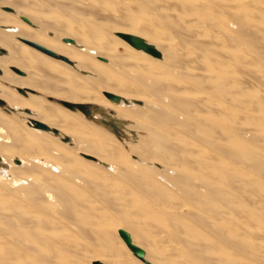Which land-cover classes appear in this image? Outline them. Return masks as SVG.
<instances>
[{
  "label": "bare ground",
  "instance_id": "obj_1",
  "mask_svg": "<svg viewBox=\"0 0 264 264\" xmlns=\"http://www.w3.org/2000/svg\"><path fill=\"white\" fill-rule=\"evenodd\" d=\"M121 33L143 37L162 56L133 47ZM28 41L72 64L46 58L47 53ZM238 43L264 54V0H0V49L5 50L0 52V98L6 102L0 105V253L11 254H0V260L12 264L17 255L27 262L21 253H31L37 256H27L29 264H52L53 259L57 264L50 253L73 247L75 234L82 238L76 249L94 246L115 253L105 234L121 219L147 261L146 253L154 258L162 253L170 261L166 253L180 250L200 264H252L217 248L213 238L197 229L215 232L240 253H264V224L225 190L256 195L251 202L264 214V119L259 109L249 107L253 92L244 94L234 86L253 81L246 83L241 72L230 69L251 73L261 87L264 70ZM60 62L82 69L104 90L99 100L74 81L64 82L113 114L97 117L93 112L92 130L78 109L71 112L45 101V94L53 93L47 90L66 85L60 83ZM201 82L206 83L203 89ZM108 93L122 99L112 101ZM259 99L264 104V93ZM97 105L88 106L100 109ZM214 114L236 126L241 136L223 121L218 124ZM101 119L115 121V131L122 119L147 134L123 149L107 140ZM33 120L51 129L35 127ZM189 135L216 151L231 147L235 161L215 159ZM248 138L262 141L263 147L252 148ZM235 162L253 164L255 177ZM181 199L193 205L184 212L187 219L175 210L187 206ZM132 207H139L135 213L142 216L158 212L159 223L175 232L180 248L156 246L165 242L163 233L142 239L143 231L125 219ZM239 226L259 240L241 236ZM210 253L225 255L215 261Z\"/></svg>",
  "mask_w": 264,
  "mask_h": 264
},
{
  "label": "rangeland",
  "instance_id": "obj_2",
  "mask_svg": "<svg viewBox=\"0 0 264 264\" xmlns=\"http://www.w3.org/2000/svg\"><path fill=\"white\" fill-rule=\"evenodd\" d=\"M226 27H227V29L229 31H231V27L230 26H227L226 25ZM239 45H240L239 47L242 48L244 52H246V53L248 52L249 53L251 51V50L248 51V48H246V46L244 44L240 43ZM254 49H257L258 50L259 48L257 46H255ZM263 52H264V50H263ZM250 53H252V52H250ZM250 53H249V57L253 58V60L255 62H257V64L261 67V69L264 70V54L263 55H258V54L252 53V54L255 55V56H252ZM48 56L49 55H47L45 57L48 58ZM259 56H261V57H259ZM218 58L221 59L220 56H218ZM60 65L62 66L61 68L63 70V74H65V73L68 74V75L60 74V77L59 78L62 79V82H60L62 85L66 84V83H64L66 81L67 82H71V84L74 81L73 84H77L78 85V86L76 85L77 87H79V86L81 87L79 89H81V90L85 89V91L87 89L88 91H92L96 98H99V100H102V98L104 96L101 95V91H104V90L101 88V86H98V85L95 84V82L93 83V81L89 80L88 77H87V75L84 74V72L82 71V69L76 68L75 66H71V65L66 64L64 62H60ZM16 69H18V68L17 67H12L11 68L12 71H15L16 73H18V71H16ZM230 70L233 73L237 74V75H239L240 74L239 72H241L240 76L246 81V83H247V80H249L248 78H250L251 81H253V84L252 85L250 83H248L249 85H251V88L247 84H238V85L236 84L234 86L236 88L239 87V89L242 90V92L244 94L250 93V92L252 93L253 92L254 96L252 97L251 100L254 101V102H252L251 104H249V107H250V109H252V108L253 109L257 108V110L259 109L260 116H261L262 119H264V107H263L264 104H263L262 101H259V100H261V99H259L260 98V95H262L264 93V86L261 87L262 86L261 83L256 82L254 79H252L251 73L250 74H247L246 72H242V71H240L235 66H232V68ZM242 73H244V74H242ZM201 84L202 85H206L205 82H201L199 84L201 86V88L204 87ZM257 85H259V86H257ZM19 86L22 87L23 85H19ZM68 86H70V84L69 85L66 84V85L62 86L63 89L59 87L58 90H55V89L54 90H47V91H53V93H51V94L50 93L45 94L46 95L45 101L47 102V104L55 105V107L57 106L58 108H61V109H64V110H68V111H71V112H74L76 109L75 110H71V109L67 108L66 106H64L63 104H61L60 102L61 101H68V102H72V103L87 104L90 107H93L94 105H97L95 100H90L89 98H85V97L82 98V96H84V93L83 92H82L83 95L81 93V95H82L81 96L80 94L75 93V92H72V90L68 89L69 88ZM70 87H72V85ZM248 88H249V92H248ZM19 89H22V88H18L16 90V92L20 96H24L23 95L24 93L21 92V91H19ZM73 91H74V89H73ZM33 93H36V92H33ZM79 95L81 97H79ZM105 97L108 98L107 96H105ZM84 99H86V100H84ZM256 104L258 105V107H257ZM96 107L97 108H100V109H97V110L94 111V115L97 116V117H99V116L100 117H104V115H108V114H109L108 116H110V115L112 116L113 115L112 113L108 112V109H106V108H103V107L98 106V105ZM78 110L80 111V114H82L85 117V120L88 122L87 123L88 128L92 130L93 122H95V121H93V119H91V117H88L87 115H85L80 109H78ZM99 112H101L103 116H101L100 115L101 113L99 114ZM214 116L216 117L217 123L218 124H222L219 121L220 120L223 121V119L221 117L217 116V114H214ZM113 118H115V117L113 116ZM120 121H121V123H120L121 129L119 131H115L111 127H107L106 128V126H105L106 124L105 125H102V127L105 129V132H106V134L108 136L107 140L110 143H112V144L120 145L121 148L125 149V146H127L129 142H130L129 144H136L141 136H145L147 134L145 131H137V130H134V129L130 128L128 121H122V119ZM224 122L225 121H223V124L222 125L225 124ZM226 123L227 124H225L224 126H226L227 129L230 130V132H232V134L237 135L236 137H240L241 136L240 131L239 130H236V128H235L236 126L234 127V125L232 123H228V122H226ZM97 124H99V123H97ZM99 125H101V124H99ZM187 137H188V139L196 142V144L198 143L197 146L200 147L201 149H205V150L209 149V150H211L212 152L211 151L210 152L213 153V154H211V156L214 157V155H215L216 156V157H214L215 159H218V160L223 161V162L226 161V162H231V163H233L235 161V160H233V157L231 156V152L233 151V149L231 147L227 146L229 148L228 149L227 147H225L226 145H224V149H218L216 151L215 148L210 147L207 144V142H205V140H202V138H200V140H201L200 141L199 138H194L191 135H189ZM248 139H249V141L246 139L248 141L247 144L248 143H249L248 145L251 144L252 145V148L259 149L260 147L261 148L263 147V142L262 141L254 139V141L252 142L253 138H248ZM202 141H204V142H202ZM223 142H225V141H223ZM201 146L204 147V148H202ZM255 146H257V147H255ZM221 151L223 152V155H222ZM235 164L238 165L243 170V172H245L246 175L249 174V177H253V176L255 177L254 172H256V171L253 169V167H254L253 164H252L253 167L252 166L249 167L246 164H237L236 162H235ZM229 189H231V188L225 189V190H227V194L232 195L234 197L233 199L235 201L237 200L240 204L242 203L241 205L242 206L244 205L245 206L244 208L247 209L249 213L250 212L251 213H255L256 214V217H257L256 220L257 221L260 220L261 222L260 221L259 222L263 225L264 224V214L262 212H260V209H256V206H253V203L251 202L253 199H255L256 195L253 194L252 197H251L250 196L251 195L250 193H245V194L239 193V194H237V193H234L232 191V189L229 191ZM249 191H247V192H249ZM246 194H247V196H245ZM178 202H182V203H185V205H187V206L183 207V209H181V211H179L178 209H175L178 213L181 214V216L183 215L184 219H187L184 216V212H185V210H187V208H193V205H191L190 202H184V201H182V199L179 200ZM138 208L139 207H136V208L134 207V209H133V207H132V208H129V210L131 209L130 210L131 213L132 212L133 213H135V212L137 213V212H139L137 210ZM253 209H254V211L255 210L256 211L254 212ZM134 210H137V211H134ZM130 212H128L127 216H125L126 217L125 219L134 228H136V230H138L139 232L140 231L141 232L142 231L144 232V233L142 232L140 234V235H142V237H141L142 239H145V238L146 239H149V238L151 239V237L153 238V237H155V236L160 235V234L163 233L167 237V238H165V242L157 241V242H155V245L157 244L156 246H158L160 248H164L168 244H173L176 248H180L179 247L180 244H178V240H177L178 238H177L175 232L172 229L169 230V228H167L166 224L164 225V224L159 223L158 219L160 218L159 217L160 215L158 214V212L155 213V214L154 213L153 214H147L146 216H142V215H139V214H136V213L135 214H130ZM257 214H259L260 216L257 215ZM110 217L111 216L109 215V218ZM112 217H114V216H112ZM129 219H131V220H129ZM120 220L115 219L114 226H111L108 229V233L105 234L107 236V240L106 241H108L109 244L112 247H114L115 253H108V254L107 253H103L101 249H99L98 247H94V246H91L89 249L88 248H85L84 250H82V248H81V250L80 249H76L75 248V245L78 246L79 245V242L82 241V238L80 236H78V234H75V236H74V240L75 241L73 242V245H72L73 247L70 246L66 251H64V253H50V255H53V254L55 255V260L57 261V264H66V263L67 264H93L95 261H101V262H103L105 264H145L143 261H141L139 258H137L134 255L133 251L128 247V245L126 244V242L124 241V239L119 235V230L125 228L124 227L125 225H124L123 221L121 222ZM197 227H198L197 229H199L202 233H206L211 238H213L216 241V243H218L217 244V248H220V249H221V247L222 248H225L226 251L232 252V253H229V255L232 256V254H233L234 255L233 257H235V255L237 256L239 254L240 256L238 255V257H239V259H240L241 262L247 261V262H250L252 264H264V253H258V254H255V253L254 254L253 253H240L239 252V249H237L235 246H233L232 244L228 243L227 241H225L223 239H220L215 232H210V231L206 230L203 227H199V226H197ZM237 228H238V231L240 230V235L241 236H243V237H249V238L255 239L257 241L259 240V237H257L256 235H253L251 233L249 234L241 226H239ZM164 229H165V231H164ZM55 243L58 244L57 241ZM75 251L78 252V253H76ZM178 252L179 253H166V255L167 254L168 255L166 256L167 258L166 257L165 258L166 259H169L170 258L169 259L170 261L167 260L168 262L165 259H162L163 258L161 256L162 253H160V254L155 253V257L158 256L157 258H154L153 255H152V253L151 254L150 253H146V258L150 262H152L153 264L158 263V261L161 264H171L172 261H173V264H179L180 261L181 262L184 261L183 264H200V263H197L195 261V259H193L191 256H189L188 253H180L181 252L180 250ZM0 254L3 255V254H6V253H0ZM210 254H212L214 256H211ZM210 254L209 255L211 256V258L215 259V261L218 260V257H219V259L222 258L220 256L221 254H224L225 255V253H210ZM6 255H8V253ZM9 255H11V254L9 253ZM21 255H23V256L25 255L26 256L25 258H27V262L26 261H23V257L21 258L22 260L20 261V260H18L19 258L17 257V255H14L15 257H12L13 260L11 259L13 261L12 264H14V262H16V260H17V263L16 264H20V263L22 264V261H23V264H24V262L26 264H29L28 263L29 262V259L37 256V254L36 255L33 254L34 255L33 256L31 253H21ZM163 255H165V253H163ZM229 255H226V256H229ZM27 256L29 257V259H28ZM171 256H172V259H173L172 261H171ZM159 257H160V260H158ZM153 259H155V261L157 259L158 261L154 262ZM110 260L112 261V263H111ZM178 260H179V262H178ZM160 261H162V262H160ZM5 263L6 262L2 261V259L0 260V264H5ZM52 264H56V262L54 263V259H53V263ZM201 264H204V263L201 262Z\"/></svg>",
  "mask_w": 264,
  "mask_h": 264
},
{
  "label": "water",
  "instance_id": "obj_3",
  "mask_svg": "<svg viewBox=\"0 0 264 264\" xmlns=\"http://www.w3.org/2000/svg\"><path fill=\"white\" fill-rule=\"evenodd\" d=\"M7 10L12 11V8L7 7ZM23 19L25 21H27L28 23H31V21H29V19H27L26 17H23ZM120 36L122 38H124L127 42H129L133 47H135L137 49H143V50H145L146 52L152 54L155 57H161L162 56L161 51H159L154 44L149 43L147 40H145L141 36H137V35H133V34H125V33H121ZM64 41L65 42H74V40L71 39V38H65ZM28 42L32 46L38 48L39 50H41V51H43L45 53H47L48 55H51V56H53L55 58L62 59L64 61L72 64V61L70 59H68L67 57L62 56V55H60V54H58V53L46 48L43 45L38 44V43L30 42V41H28ZM4 51H5L4 49H0V52H4ZM16 71H18L21 74L24 73L23 71L18 70V69H16ZM0 73H1V69H0ZM19 91L24 93V91L22 89H19ZM107 96L112 101H115V102H118V101H120L122 99L121 96L116 95V94H112V93H108ZM124 100L126 102H128V99H124ZM60 103L63 104L64 106L72 109V110H75V109L78 108L85 115H87L88 117H93V112L95 111V109L90 108L87 104L72 103V102H68V101H61ZM136 103H140V101L137 100ZM0 105H3V106L6 105V102L3 99H1V98H0ZM101 122L106 124V125H111L112 129H115V130L119 129L118 124L115 121H113V120L101 119ZM33 124H35V127H38V128L44 129V130H50L51 129V127L48 124H46L44 122H41V121L33 120ZM54 132L55 133H59V131L57 129H54ZM68 139H69V137H65L64 138V140H68ZM0 164H1V157H0ZM119 233H120L121 237L124 239V241L126 242V244L128 245V247L133 251V253L138 258H140L141 260L145 261V263H147V264H151L149 261L145 260V250L142 247H140V246H138V245L133 243L131 235H130V233L127 230L120 229ZM95 264H104V263L97 262Z\"/></svg>",
  "mask_w": 264,
  "mask_h": 264
}]
</instances>
